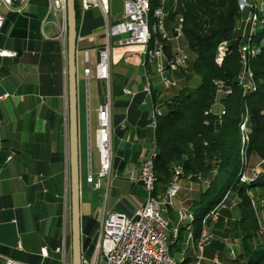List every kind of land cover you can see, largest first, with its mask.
Returning <instances> with one entry per match:
<instances>
[{
    "label": "crops",
    "instance_id": "obj_1",
    "mask_svg": "<svg viewBox=\"0 0 264 264\" xmlns=\"http://www.w3.org/2000/svg\"><path fill=\"white\" fill-rule=\"evenodd\" d=\"M48 5L49 0L0 5V49L13 52L0 57V95L7 94L0 99V264L3 259L23 264H69L70 260L66 15H58L59 33ZM109 6V21L96 7L79 10L76 17L80 233L89 241L94 239L104 211L132 215L143 203L145 191L136 175L155 146L151 115L154 110L161 113L164 100L174 93V88L161 86L154 64L146 62L140 46L120 44L123 34L108 35V23L122 17L110 0ZM164 24L167 30L173 23ZM174 40L168 41L172 48ZM102 49L108 55V76L100 80L96 65ZM102 105L108 113L112 162L108 179H99V187H94L86 177L90 174L97 180L95 134ZM196 195V187L180 179L170 208L190 204ZM171 209L164 212L170 220L175 219ZM237 212L222 219L229 220L231 227ZM84 226L89 232H82ZM182 232L181 246L192 245L196 239L191 230L187 235ZM217 239L206 253L217 252L225 262L231 249L229 233ZM42 247L47 257L40 255ZM58 247L60 252L55 251ZM182 255L188 262L190 253Z\"/></svg>",
    "mask_w": 264,
    "mask_h": 264
},
{
    "label": "trees",
    "instance_id": "obj_2",
    "mask_svg": "<svg viewBox=\"0 0 264 264\" xmlns=\"http://www.w3.org/2000/svg\"><path fill=\"white\" fill-rule=\"evenodd\" d=\"M156 8H162L165 23L181 18L180 30L191 58L177 72L182 87L164 100L163 111L155 117L154 192L163 193L173 178L196 187L197 195L188 209L193 216L191 234L197 239L202 217L231 191L238 210L231 228L240 244L235 262L264 264V245H254L257 223L250 204V196L264 201V0L259 12L262 23L249 39L234 35L240 12L237 0H152L150 14ZM75 10L77 17L76 0ZM153 23L150 16V27ZM223 42L225 53L217 64V49ZM157 43H162L164 54H170L166 52L170 49L168 41L152 32L147 48ZM244 43L256 49L246 57L245 67L239 53ZM146 68L150 71L149 64ZM193 77L197 83L190 86ZM242 122L243 132L239 130ZM248 153L260 159L261 170L242 182L239 179L245 166L239 157ZM92 224L89 221V226ZM83 231L89 232L86 226ZM87 243L88 239L81 238V247ZM181 243L179 234L170 245L171 255L173 250H180Z\"/></svg>",
    "mask_w": 264,
    "mask_h": 264
},
{
    "label": "built area",
    "instance_id": "obj_3",
    "mask_svg": "<svg viewBox=\"0 0 264 264\" xmlns=\"http://www.w3.org/2000/svg\"><path fill=\"white\" fill-rule=\"evenodd\" d=\"M15 1L24 0H0V5H12ZM162 2V0H160ZM255 0H241L245 7H250L247 12L248 26H251V14ZM78 9L86 11L90 8H98L105 19L109 21V0H76ZM141 9V0H122V17L121 20L114 24H109L107 27L108 35H124L119 40L122 45H137L140 46V34L142 33V26L139 22V10ZM158 11V18L162 19L160 15V8ZM48 12L54 17L59 33L62 27L58 21V15L65 17L66 15V0H49ZM3 17L0 14V27L2 25ZM164 22V20L162 19ZM165 32V24L163 35ZM177 31L173 38H177ZM248 29L244 31L242 37L247 38ZM219 49L222 53L219 55ZM245 49V43L239 47L240 61L242 59ZM225 53L224 42L220 44L217 49L215 61L220 64ZM13 52L0 49V57L11 56ZM172 64H177V68L183 63V58L177 52H171ZM159 64V61H158ZM156 67V66H154ZM170 69H167V72ZM88 72V69H85ZM108 76V55L105 49L99 52V60L96 65V77L98 79H106ZM242 79V74L240 75ZM167 81H172V86H175V81L167 77ZM163 84H161L162 86ZM7 94L0 95V99L6 97ZM160 112L156 110V114L151 116H158ZM95 146L98 151V171L97 180H94L90 174L86 177V182L94 187H99V179L110 176L112 150L110 142V126L108 120V113L105 105L98 109L97 113V129L95 134ZM145 161L141 163L138 168L136 179L141 183L144 190L145 181ZM178 172V171H177ZM256 172V170H255ZM256 175V174H253ZM246 180V179H245ZM177 180L173 178L167 185L163 193H158L156 196V207H149L144 198L143 203L135 209L132 215H126L120 211H104L101 221L97 227L95 237L92 239L93 247L90 248L88 243L81 248L80 263L79 264H170V249H168V237L172 233L168 221H162L159 217V210H167L172 206L175 198L178 185ZM214 211L210 213L208 218L213 217ZM185 213H179L178 219L182 218ZM207 218L206 223L209 221ZM208 241L206 231H203V236L200 241L198 250L201 252L203 245ZM60 252V248L55 249ZM40 255L47 257L48 252L45 247L40 248ZM213 264H222L217 256L211 258ZM3 264H23L11 259H3ZM62 264H64L62 262Z\"/></svg>",
    "mask_w": 264,
    "mask_h": 264
},
{
    "label": "rangeland",
    "instance_id": "obj_4",
    "mask_svg": "<svg viewBox=\"0 0 264 264\" xmlns=\"http://www.w3.org/2000/svg\"><path fill=\"white\" fill-rule=\"evenodd\" d=\"M110 1H111V6H113L115 8V11L117 13H119V14L122 13V1L121 0H110ZM257 4H258V2L256 3V5ZM239 10H240V12H239V15L237 17L238 19L236 18V20L234 22V35H235V37L241 38L243 33H244V31H246L249 28L248 22H247V12L250 10V7H244L243 6L242 8L240 7ZM150 15H152V11H151ZM165 30H166V28H165ZM166 33L168 34L169 40H170L171 37H174V36H172L171 27L167 28ZM174 42H175V44H174L173 48L169 46L170 49L167 50L166 52H168V54L170 52H177L178 55H180L183 58L184 61L176 70L168 71V72L165 73V75L168 78H170L171 80L176 82L175 86L170 87V89H172V88L180 89L182 87V82L180 81L179 83H177V80H179V76L177 75L178 74L177 72L181 68H184V67H186L188 65V61L191 58L190 57L191 53L186 48V41L182 37L181 32H180L179 35H177V38L174 40ZM221 53H222V49H219V55ZM196 83H197V78L196 77H193L191 79V81H189V85L190 86H192V85H194ZM239 130L241 131L240 126H239ZM241 141L243 142V139ZM111 150H112V146H111ZM244 155H240L239 159H240L241 165L242 166L244 165L245 168H247V171H245V172H247L245 174L246 177L252 176L253 174L257 175L260 172V170H261L260 159L254 154L248 153V154H244ZM255 170H256V172H255ZM176 182H177V185L179 187V181H176ZM184 190L188 191L187 189H184ZM250 198H251L250 199L251 208H252L253 215H254V218L256 220V223H257V230H256L257 236H255L254 245H256L258 243H262L264 245V201L261 200V199L252 197V196H250ZM235 200L236 199H235L234 194L231 191H226V193L224 194L222 199L218 202L219 204L217 203L214 206L215 209H216V210H214L215 214L213 215V217L208 218L209 221L206 223V225H204L205 226L204 230L206 231V235L208 236V241L203 245L202 251L200 252L197 249L195 241H194L195 244H194V242H192V245L189 242H186L182 246H180L182 248V250L184 249L183 252H180L181 249L172 251V257H173L174 261H176V262L183 261L185 258L183 257L182 254L184 252H188V253H190L191 256H190V259H188V262H186V264H213L211 262V258L213 256H215V255L217 256L218 260L222 264H232V263L236 264L235 256H236V254H237V252L239 251V248H240L239 239L235 238L236 240H233V238H234V236H233V228L230 227L229 220L225 221L224 219H222V218H224L223 216H225L228 219V217L226 216L227 213H230V214L233 213L231 217L236 216L235 214H236V211H237V206L235 205L236 204ZM99 202L101 203L102 199L98 200V203ZM172 205H173V203H172ZM217 207H218V209H217ZM180 208L183 209V210L186 208L187 211H186V209H185V211L186 212H190V210L188 209V204L187 205L181 204V206L178 207L175 210L170 208L175 213V219H171L170 220L168 218L169 219L168 224H169L170 230L171 229H177L178 235L180 234L182 236L181 231H179L180 227L182 228L183 232L185 233L184 235H187L189 231L186 229L185 222L184 221L181 222L178 219V210H180ZM170 209L168 208L167 211H169ZM167 211L165 213H167ZM237 214H238V212H237ZM230 221H232V220H230ZM234 221H235V219H234ZM234 221H233V223H234ZM190 229H191V226H190ZM200 231H201V226H200ZM224 232L225 233H229V238L230 239H229L228 242H229V244L231 246V249H229V252H228L229 258H227V257L225 258L224 257L225 262H223L221 260L220 255L217 252H214L211 256L206 253V248L211 246V244L214 243V242L217 243L218 240H219L217 238L220 237L221 234L224 235ZM199 234H200V232H199ZM91 241H92V239L89 242H91ZM89 245H90V248L93 247V242H91ZM83 247L84 246L81 247V233H80V251H81V248H83ZM69 255H70V252H69ZM69 264H70V260H69Z\"/></svg>",
    "mask_w": 264,
    "mask_h": 264
},
{
    "label": "bare ground",
    "instance_id": "obj_5",
    "mask_svg": "<svg viewBox=\"0 0 264 264\" xmlns=\"http://www.w3.org/2000/svg\"><path fill=\"white\" fill-rule=\"evenodd\" d=\"M151 1L152 0H141V9L139 10V22L141 23V26H142V33L140 34V42H141L140 47L142 48V51H144L146 62L153 63L154 66H156L155 72L159 75L160 84H163L162 87L164 89H168V88L172 87V81H167V76L165 75V73L167 72V69H170V71L176 70L177 64H172L171 52L169 55H166L163 53L162 43H157L154 47L147 48V45H148V42L150 40V36H151L152 32H158L160 34L161 38H163L167 41L169 40V37H168V34L166 33V30H165L164 35H163L164 22L162 21V19L164 20L165 13L163 12L162 8H160V15H162V19H157L158 18L157 9H154V11L152 12V15H150L149 13H150V2ZM163 1L164 0H162V2ZM257 2H258V4L256 5ZM237 3H241V0H237ZM238 5L241 8L243 6L245 7V4H238ZM261 7H262V0H255L254 6L252 9V14H251V26L248 28V36H247L248 39L251 37V34L255 31L257 26L260 23H262V18L259 15ZM150 16H153V18H154V23L151 25V27L149 25ZM180 25H181V18L178 17L177 20L171 25L172 36L175 35V31H177V33L180 34V32H181ZM255 50L256 49L252 45L245 43V49H244V54H243V59H242L243 67H245V65H246V61H247L246 57H248V56L251 57L254 54ZM158 61H159V64H158ZM243 73L250 76L249 71H247L246 69H243ZM248 86H250V85H247L246 87L248 88ZM152 114H156V110H154ZM155 117L156 116H151V119H150V125L153 128L155 125ZM244 127H245L244 123L242 122L240 124L241 132H243ZM154 148L151 151V153L149 154V156L147 157V161H145L144 191H145V198H146V201H147V204L149 207H156V196L158 194V193L154 192V180H155L154 179V172H153V165H154L153 160H154V156H155V152H154L155 149ZM245 171H247V168H245ZM245 171L240 175L239 180H241L242 182L249 181L256 176V175H252V176L246 177L245 174L247 172H245ZM218 207H217V209H218ZM185 209L183 210L180 208L179 213H185V215L182 218H179V220L181 222L182 221L185 222L186 229L189 231L190 226H191V222L193 221V216L190 212H186L187 209H186V211H185ZM214 210H216L215 207H213L211 210H209L201 219V231H200L198 239L195 240L197 249L200 246V241H201V238L203 236V231L205 228L204 225H206V220H207L208 216L210 215V213ZM166 211L167 210H159V217L162 221H168L164 216V212H166ZM177 235H178L177 229H172V233L168 237V249H170V245L173 243V240L177 237ZM195 242H194V244H195ZM170 264H175V261H174L172 256L170 257Z\"/></svg>",
    "mask_w": 264,
    "mask_h": 264
},
{
    "label": "water",
    "instance_id": "obj_6",
    "mask_svg": "<svg viewBox=\"0 0 264 264\" xmlns=\"http://www.w3.org/2000/svg\"><path fill=\"white\" fill-rule=\"evenodd\" d=\"M66 48L68 88V143H69V191H70V264L80 263V214L79 175L76 120V77H75V0H66Z\"/></svg>",
    "mask_w": 264,
    "mask_h": 264
}]
</instances>
